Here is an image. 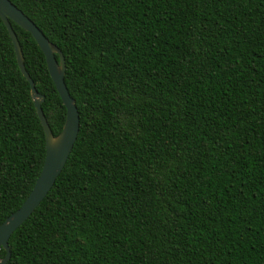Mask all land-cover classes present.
I'll use <instances>...</instances> for the list:
<instances>
[{"label":"trees","instance_id":"obj_1","mask_svg":"<svg viewBox=\"0 0 264 264\" xmlns=\"http://www.w3.org/2000/svg\"><path fill=\"white\" fill-rule=\"evenodd\" d=\"M11 1L63 52L81 128L8 264H264V0ZM11 23L58 136L45 54ZM46 155L0 17V225Z\"/></svg>","mask_w":264,"mask_h":264},{"label":"water","instance_id":"obj_2","mask_svg":"<svg viewBox=\"0 0 264 264\" xmlns=\"http://www.w3.org/2000/svg\"><path fill=\"white\" fill-rule=\"evenodd\" d=\"M0 17L13 40L19 67L30 83L31 95L45 131L47 145L44 167L31 194L22 207L0 225V250L4 249L7 252L4 258L0 257V264H8L12 256L10 238L33 215L63 172L77 142L81 118L76 100L71 96L65 82L67 63L61 49L52 43L42 30L11 0H0ZM11 21L31 33L45 54L50 75L67 109L66 122L63 131L58 136L53 134L46 118L42 108L45 96L38 91L35 82L26 69L22 46ZM57 55H59V59L56 57Z\"/></svg>","mask_w":264,"mask_h":264}]
</instances>
